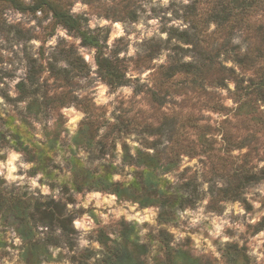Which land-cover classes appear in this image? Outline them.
<instances>
[{
	"label": "rangeland",
	"instance_id": "rangeland-1",
	"mask_svg": "<svg viewBox=\"0 0 264 264\" xmlns=\"http://www.w3.org/2000/svg\"><path fill=\"white\" fill-rule=\"evenodd\" d=\"M62 13L99 38L124 85ZM259 25L264 0H0V264H108L118 244L140 264H264ZM202 61L214 67H181ZM139 151L156 155L154 175ZM87 171L136 198L87 185ZM53 201L67 235L42 222Z\"/></svg>",
	"mask_w": 264,
	"mask_h": 264
},
{
	"label": "trees",
	"instance_id": "trees-1",
	"mask_svg": "<svg viewBox=\"0 0 264 264\" xmlns=\"http://www.w3.org/2000/svg\"><path fill=\"white\" fill-rule=\"evenodd\" d=\"M250 6L251 4L245 5L244 3H241V5H239V7H241L244 14H246ZM57 18L64 26H66V28L76 33L84 45L91 46L97 49V60L102 70L104 69L103 70L104 75L108 79V82L111 85H124L125 82L123 80L124 79L123 75L120 74V71L117 69V67L112 66L110 59H106L103 57V46L99 38L97 36L92 35L88 31H85L84 29H82L80 23L75 18L69 16L68 14H63V13L58 14ZM244 21L245 20L243 19L236 20V23L238 26H241L245 24ZM230 22H231V19L224 17L219 20L218 24L220 25V27H225L229 25ZM258 31L262 32L261 34H263L264 26L259 25ZM187 36H188V33H184V36L181 37L180 39H182V41H184L187 44H192L196 46V43L193 40H190L189 38H187ZM259 51H262V50H259ZM256 53H258L259 56H261L260 52H257V50H256ZM251 54L249 55V52L245 54L238 52L235 56V61L240 65L246 64L247 62L254 64L255 60L253 56L252 58H250ZM199 63H201L202 65H198L197 63H184L182 64L181 67L185 69L184 70L185 73H188L191 75H195V73L203 72V70H207V68L208 70H210L214 67V62H208V64H205V62L202 61ZM259 73L260 72H258V74ZM261 73L263 75H260L262 76L260 77V82L252 85V86H255L254 88H252V86L244 87L242 85L241 79L236 80V93L240 94L244 92L245 97L247 98V96L250 95L251 93L250 91L252 88V91H253L252 94H255L257 96H262L263 101H264V73H263V70ZM244 107H246V104ZM240 109H242V105ZM136 160L139 165L146 167V169L149 171L148 173L152 175H154V172L157 171V169L160 167L159 160L157 159L156 155H150L149 153H144L142 151H139L137 154ZM87 174H88V178L94 181V182H87L86 183L87 185L90 184V186H95V187L102 188L106 191H110L111 193L118 196L120 199L125 198V197L133 198V199L136 198V196H134V189L132 187H125L124 185L120 183L111 182L108 175L96 176L89 171H87ZM147 181L149 182V185H150L151 183L150 176L147 177ZM82 185L78 188V190L82 189L81 188ZM135 185L139 186L138 183H136ZM156 189L157 188H155V190ZM163 196L160 198H164ZM144 197H145V200L149 199V202L145 203L146 206L147 204L155 202V200H152V198H148L147 195H144ZM161 206L165 207V204L162 203ZM38 211L42 217L41 219H42V222H44V226L47 227L48 229L53 228V226L55 225V226H58L63 231V233L66 235L69 232L74 231L73 228L71 227V223H72L71 218L69 216H66L64 214L63 208H58V204H55L54 201L51 203L45 204L44 209L43 210L38 209ZM29 239L31 240L32 237H29ZM36 245L37 243L31 244L32 248H37L38 245L37 246ZM123 245L124 246H122L121 244H118L117 248L110 250V253L108 254V258H109L108 264H140L139 258L136 256V254L133 251L130 250V248H128V245L127 244H123ZM30 251H31V248L26 249V253H25L26 259H29L30 253H31ZM190 261L196 262V260L194 259H191Z\"/></svg>",
	"mask_w": 264,
	"mask_h": 264
}]
</instances>
